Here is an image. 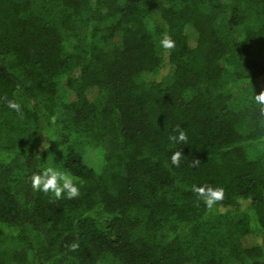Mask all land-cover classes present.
Instances as JSON below:
<instances>
[{
	"label": "trees",
	"instance_id": "obj_1",
	"mask_svg": "<svg viewBox=\"0 0 264 264\" xmlns=\"http://www.w3.org/2000/svg\"><path fill=\"white\" fill-rule=\"evenodd\" d=\"M262 91L264 0H0V264H264Z\"/></svg>",
	"mask_w": 264,
	"mask_h": 264
},
{
	"label": "clouds",
	"instance_id": "obj_2",
	"mask_svg": "<svg viewBox=\"0 0 264 264\" xmlns=\"http://www.w3.org/2000/svg\"><path fill=\"white\" fill-rule=\"evenodd\" d=\"M160 46L164 49H171L174 47V41L170 36L164 35L160 40ZM254 102L259 107L260 112L264 114V91L254 95ZM7 106L9 109L15 110L18 115H22L21 104L16 100H8ZM55 119V116H53L52 121L55 122ZM186 139V133L182 129L178 130L176 135L169 136V140L173 142H184ZM183 155L181 150L173 152L170 157L171 163L179 166ZM195 164H199V161H195ZM30 180L34 190L51 193L56 199H73L80 193L79 182L72 173L62 168L53 166L39 168L37 171H34ZM192 190L198 193L209 209H211L217 201L223 199L224 196L222 187H213L210 185L193 186Z\"/></svg>",
	"mask_w": 264,
	"mask_h": 264
},
{
	"label": "rangeland",
	"instance_id": "obj_3",
	"mask_svg": "<svg viewBox=\"0 0 264 264\" xmlns=\"http://www.w3.org/2000/svg\"><path fill=\"white\" fill-rule=\"evenodd\" d=\"M220 29H221V31H220V34H221V35L225 34V32H224V30H223V27H222V26L220 27ZM243 88H246V87H245V86H243Z\"/></svg>",
	"mask_w": 264,
	"mask_h": 264
}]
</instances>
